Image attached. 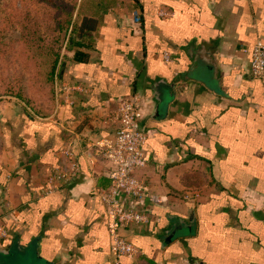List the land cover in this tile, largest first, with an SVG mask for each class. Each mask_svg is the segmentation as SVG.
<instances>
[{"label": "crops", "instance_id": "1", "mask_svg": "<svg viewBox=\"0 0 264 264\" xmlns=\"http://www.w3.org/2000/svg\"><path fill=\"white\" fill-rule=\"evenodd\" d=\"M97 1L92 46L62 55L76 88L59 79L46 117L0 99V264H264V77L251 73L264 0ZM130 96L147 130L135 202L149 222L120 227L136 250L117 256L102 150Z\"/></svg>", "mask_w": 264, "mask_h": 264}, {"label": "rangeland", "instance_id": "2", "mask_svg": "<svg viewBox=\"0 0 264 264\" xmlns=\"http://www.w3.org/2000/svg\"><path fill=\"white\" fill-rule=\"evenodd\" d=\"M69 1L0 0V99L22 93V85L28 84L29 88L32 86L30 95L44 103L45 113L55 109L64 88L55 85V94L51 97L47 96L49 86L38 91L35 82L40 78L44 82L47 78L49 62L54 58L49 51L57 49L61 55L64 53L66 34L59 31V23L66 18L65 10L71 8L67 6Z\"/></svg>", "mask_w": 264, "mask_h": 264}, {"label": "built area", "instance_id": "3", "mask_svg": "<svg viewBox=\"0 0 264 264\" xmlns=\"http://www.w3.org/2000/svg\"><path fill=\"white\" fill-rule=\"evenodd\" d=\"M251 55L252 75L256 78H263L264 43L257 42L251 50ZM164 56L169 59L168 54ZM69 85L66 86L67 89L76 88V85ZM115 116L119 125L115 131L114 143L102 150L104 158L110 165L108 176L111 184L107 190L101 191V198L110 216L109 225L113 235L112 250L117 256H121L134 253L136 248L120 235V227L149 222L148 214L137 208L135 202L146 192L145 183L136 176L135 170L145 166L148 161L144 150L147 130L141 123L142 106L140 99L136 96L122 99ZM7 237L8 230L0 218V240L7 239Z\"/></svg>", "mask_w": 264, "mask_h": 264}, {"label": "trees", "instance_id": "4", "mask_svg": "<svg viewBox=\"0 0 264 264\" xmlns=\"http://www.w3.org/2000/svg\"><path fill=\"white\" fill-rule=\"evenodd\" d=\"M99 2L100 1H97V0H86L83 6L81 5L79 8V15H76V16L74 15V11L78 7L79 1L70 0L67 3V6L71 5V8L70 10H65L64 15L66 18L63 20L62 23H59V31L61 32L64 31V33L66 34V37L64 39L66 40L64 43L65 44L64 47L66 48V50H72L75 47L84 48L87 50L92 46L91 43H86L87 38H88L87 30L93 29L92 26L98 21L99 17L97 16V14L95 15L94 14L89 15V14L91 11H94L95 13L96 10H93V6H95ZM58 6L59 4H56V7L60 8V6L59 7ZM83 7H85V9H82ZM80 11H83V12L80 13ZM49 52H51L50 55L53 56L54 58L49 62L50 65H49L48 72L46 74L47 78H45L44 82H42V79L40 78V81L35 82V84L38 85V91L44 90L46 86H49L47 96L53 97V95L55 94V85L57 84L59 79L63 77L64 79H66V82L72 85H74L76 81H74L70 77L71 74L68 75L67 73V76H65V73L62 74L61 68H62L63 62H62V55L60 51L57 49H54V51L50 50ZM88 59H89L88 52L76 51L75 60H77L80 63H87ZM34 75H37V74H34ZM20 81L23 82V78ZM29 87L30 86L28 84H27V87L22 85L21 87L22 93L15 92L13 95H10V97L15 98L21 101L22 103H25L24 105L27 108H29L35 116L37 115V116L46 117L53 111V109H51L50 112L45 113V111L43 110L44 103H42L41 101H38L35 97H33V95H30L29 92L32 86L31 88ZM37 102H40V103H37ZM34 103H37L35 107H34ZM31 104L33 108L30 107Z\"/></svg>", "mask_w": 264, "mask_h": 264}]
</instances>
